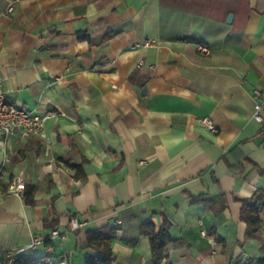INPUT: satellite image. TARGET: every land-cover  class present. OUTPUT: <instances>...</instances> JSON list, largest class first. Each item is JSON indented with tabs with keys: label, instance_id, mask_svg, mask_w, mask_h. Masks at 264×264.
Returning a JSON list of instances; mask_svg holds the SVG:
<instances>
[{
	"label": "crops",
	"instance_id": "crops-1",
	"mask_svg": "<svg viewBox=\"0 0 264 264\" xmlns=\"http://www.w3.org/2000/svg\"><path fill=\"white\" fill-rule=\"evenodd\" d=\"M0 74L10 103L53 113L44 138L0 136V262L46 256L41 239L81 264L87 229L112 227L115 264H153L152 217L172 224L167 264L264 260L241 220L264 192V0H0Z\"/></svg>",
	"mask_w": 264,
	"mask_h": 264
},
{
	"label": "trees",
	"instance_id": "trees-1",
	"mask_svg": "<svg viewBox=\"0 0 264 264\" xmlns=\"http://www.w3.org/2000/svg\"><path fill=\"white\" fill-rule=\"evenodd\" d=\"M79 38L92 43L91 36L87 33H81ZM76 168V177L84 178L82 165ZM36 194V186L26 185L23 196L25 203L27 205H33L35 203ZM196 202L205 203V201L202 199L196 200ZM241 202V220L247 224L250 233L255 234L263 231L264 192H257L250 199H245ZM211 204L214 205L216 202H211ZM223 208L224 207H222L221 210ZM156 214L157 213H155L153 216ZM61 218L62 216L55 215L53 218L45 221V224L51 229H57L60 225ZM152 218L145 221L141 225L140 229L142 234L149 238L153 264H162L167 258L166 250L168 246L175 243L170 234L172 224L166 217H164L162 223L160 225H156ZM86 237L87 244L86 246L82 247V250L87 252L84 257V264H115L116 256L113 252V242L116 239V228L90 227L86 231ZM44 244L49 250L46 256H37L33 248H31L24 251L14 262V264H61L63 256L57 255L55 246L52 245L51 240H46ZM50 245L51 247H49ZM3 264H10V260H5ZM68 264H71L70 257H68ZM261 264H264V260L261 261Z\"/></svg>",
	"mask_w": 264,
	"mask_h": 264
},
{
	"label": "built area",
	"instance_id": "built-area-1",
	"mask_svg": "<svg viewBox=\"0 0 264 264\" xmlns=\"http://www.w3.org/2000/svg\"><path fill=\"white\" fill-rule=\"evenodd\" d=\"M13 8H9V12H12ZM198 49L201 53H209V49L204 45H198ZM255 93L260 95V91L256 90ZM264 106L263 103H259L255 105L254 117L257 121L262 122L263 116L261 114L262 108ZM53 116V113H46L44 115H39L34 112L27 111L21 104H13L10 103L5 95L4 91V79L0 74V136L4 139H8L16 133H20L23 136H37V137H45V125L47 121ZM200 123L209 129L212 132H217V127L209 118H203L200 120ZM25 180L22 177H15L8 188V191L11 194L17 195L19 197L24 196L25 192ZM87 223L85 221H81L77 218H74L70 222V226L72 230L80 229L84 227ZM203 235L207 236L205 232ZM59 232L54 231L53 237H58ZM212 242L214 240L212 239ZM44 242L41 239H37L34 241L33 246H38L43 244ZM18 259V255H10L9 260L10 264H14V262ZM0 264H3L0 262ZM61 264H68V257L63 256L61 260ZM163 264H167L165 261ZM238 264H248V260H241Z\"/></svg>",
	"mask_w": 264,
	"mask_h": 264
},
{
	"label": "rangeland",
	"instance_id": "rangeland-1",
	"mask_svg": "<svg viewBox=\"0 0 264 264\" xmlns=\"http://www.w3.org/2000/svg\"><path fill=\"white\" fill-rule=\"evenodd\" d=\"M81 264H84V261H82Z\"/></svg>",
	"mask_w": 264,
	"mask_h": 264
}]
</instances>
